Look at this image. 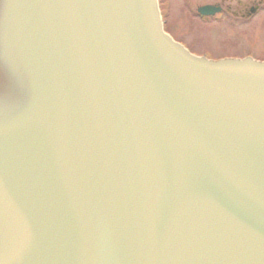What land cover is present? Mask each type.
<instances>
[{"label":"water","instance_id":"1","mask_svg":"<svg viewBox=\"0 0 264 264\" xmlns=\"http://www.w3.org/2000/svg\"><path fill=\"white\" fill-rule=\"evenodd\" d=\"M0 264H264V60L157 0H0Z\"/></svg>","mask_w":264,"mask_h":264},{"label":"rangeland","instance_id":"2","mask_svg":"<svg viewBox=\"0 0 264 264\" xmlns=\"http://www.w3.org/2000/svg\"><path fill=\"white\" fill-rule=\"evenodd\" d=\"M166 1L171 5L172 17L175 14L177 4H181V0ZM174 19H176L175 22H168L170 30L177 39L186 43V48L190 52L196 55L212 59L244 57L247 55L258 60H264V11L247 25H233L229 23L203 24L197 19L190 18L187 9L186 21L184 20V15L181 14L177 15ZM226 36L231 39L233 38L229 42V44H233L232 49L220 46L222 37L225 38ZM233 36L236 37L234 38ZM222 48L225 50H222Z\"/></svg>","mask_w":264,"mask_h":264},{"label":"flooded vegetation","instance_id":"3","mask_svg":"<svg viewBox=\"0 0 264 264\" xmlns=\"http://www.w3.org/2000/svg\"><path fill=\"white\" fill-rule=\"evenodd\" d=\"M181 4H177L174 16L171 17V5L166 0H158V8L161 19L166 27L168 34L177 42L186 48V43L177 39L174 33L170 30L169 21L175 22L177 15H184L186 21V9L190 14V18L197 19L199 22L206 23H229L233 25H247L255 19L262 11H264V0H181ZM209 7L214 11L201 13L200 8ZM170 19V20H169ZM235 29V28H232ZM231 36V35H230ZM224 37V36H223ZM222 37L220 46L232 49L233 44L229 42L233 39L226 36ZM234 38L236 36H233ZM235 40V39H234ZM239 48V47H237ZM229 49V50H230ZM222 50H225L222 48ZM208 51V50H207ZM247 56V55H246Z\"/></svg>","mask_w":264,"mask_h":264}]
</instances>
